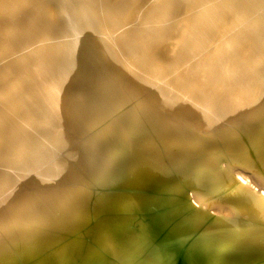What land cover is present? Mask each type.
<instances>
[{"label": "bare ground", "instance_id": "bare-ground-1", "mask_svg": "<svg viewBox=\"0 0 264 264\" xmlns=\"http://www.w3.org/2000/svg\"><path fill=\"white\" fill-rule=\"evenodd\" d=\"M1 1L15 2L17 5L28 0ZM45 1H54L58 9L67 1L70 12H65V20L78 21L110 38L112 47L136 78L130 79L132 84L150 91L156 102L162 104L161 99L172 102L173 107L167 109L178 118L176 126L180 124V129L176 128L174 120L171 127L167 121V125L163 124L165 121L162 123L163 126L159 121L166 113L153 108L155 114L161 113L160 117L157 114L161 120L151 119L160 123V126L157 124L159 131L155 130L156 122H147L154 125L153 130L160 136L161 132L164 134V127L169 126L171 129L168 130L174 132H169L170 136L167 134L171 140L164 135V139H169L167 142L162 141V134L158 137L162 140L157 143L153 138L155 136H152L155 143L143 144L145 141H140L139 137L145 135L140 131L141 123H138L143 118L140 117V109L130 108L129 113L123 111V104L130 97L127 93L124 94L128 95L125 100L122 99L123 108L120 107L122 100L116 105L112 103L115 107L109 113L113 115L111 112H115L117 106L121 108V113L116 111L122 117L119 122L121 126L107 120L111 117L107 114L112 107L109 104L107 112L104 111L107 114L105 120L98 122L102 111L97 109L98 117L97 112H93L95 106H92L94 109L86 108L90 100H86L78 91L81 80L76 85L69 83L65 76L60 78L43 67L47 57V60L45 56L44 59H37L33 68L37 78L45 83L41 94H47L43 96L45 100L48 102L49 99L59 109L63 108L64 115L74 122L82 118L85 124L81 128L86 130V137H92V143L82 144L64 132L60 133L57 139L65 142L70 152L83 150L86 156L83 160L76 158L72 163L68 161V154L67 160L65 158V161L51 165L54 160L50 164L51 168L47 171L51 172L52 177L64 178L66 182L48 183L38 176L35 181L31 171L34 172L36 164H39L36 163L39 155L34 147L39 132L35 137L31 131L32 134H28L31 138L25 139L19 135L22 132L19 127L26 121L23 120L26 111L22 117L20 113L15 116L17 122L14 128L20 132L13 129L18 134L10 133L8 127L13 124H9L12 116L9 109L15 111L14 95L19 91L17 87L8 89V92H12L11 100L6 109L0 105L1 112L6 110L9 113L5 123L0 120V264H264V0H150L140 19L135 21L131 20L130 13L138 0ZM26 15L30 17L28 20L24 19ZM34 15V11L22 12L16 8L7 18L0 15V32L6 39L16 33H33L35 37L43 30L41 26L46 20L42 18L39 25L34 21ZM14 21H18V25L13 24ZM61 29L60 37L65 34ZM168 49L174 62L169 63L164 57ZM98 58L101 63H107L114 73L109 59L100 55ZM165 79L176 90L166 87L163 84ZM109 86L111 88L112 84ZM3 87L0 83V90ZM26 91L30 92L29 85ZM128 91L135 93L132 87H128ZM30 94L22 92L19 98L23 99V104L30 100L31 104H42L37 94L34 96L33 93L34 97ZM110 96L107 94V97ZM113 97L98 104L101 106L102 102H110ZM138 101L141 103V99ZM105 104L102 106L105 107ZM158 104L153 107L158 108ZM144 105L148 107L146 101L141 106ZM197 105L204 111L205 117L215 119L212 136H205L193 129L199 113ZM46 111L44 108L42 116L46 115ZM145 113L150 117L152 112L148 114L147 109L143 110L142 114L147 118ZM33 119L28 129H34L36 123L39 125L36 120L33 125ZM112 124H115L114 129L119 131L120 137L117 135L116 138L114 129L115 133L107 131ZM44 125L40 124L45 128ZM98 125L101 131L96 130L99 129ZM161 125L163 131L160 132ZM26 128L23 133L27 135ZM236 130L241 131L243 137L240 140L232 134ZM107 137L113 142L108 152L104 148L107 153H100L102 157H99L97 169L105 171L110 168L114 174L117 173L116 177L121 182L119 185L116 183L119 187L115 189L108 188V184L100 180L93 182L80 169L83 164L94 161L95 154L100 151L97 144L100 145V140L106 141ZM11 138L15 141H11ZM51 141L47 144L60 146V142ZM40 142L39 147L46 144ZM122 145H130L138 150L137 153L141 152L139 159L145 162L141 164L142 171L145 169L146 173L143 171L142 174L140 167V170H136L138 175L130 173L135 163L131 166L127 157L125 160L128 164L121 160L117 168V162L111 168L115 159L113 156L116 157L114 154L120 152L117 149ZM47 147L42 150H47ZM175 150L177 153L173 154L179 155L180 159L183 157V164L179 170L172 171L177 164L172 160L170 162L164 153ZM173 161L179 163L177 159ZM90 169L94 171L96 167ZM15 183L19 184L14 187L19 190L18 194L7 192ZM87 189L92 193L89 199L86 198Z\"/></svg>", "mask_w": 264, "mask_h": 264}, {"label": "rangeland", "instance_id": "rangeland-1", "mask_svg": "<svg viewBox=\"0 0 264 264\" xmlns=\"http://www.w3.org/2000/svg\"><path fill=\"white\" fill-rule=\"evenodd\" d=\"M149 3H150V0H138V1H135V7H134V9H132V11L130 13L131 20L135 21V20L140 19L141 15L143 13V10L146 8V6ZM62 4H63L62 5L63 7H60V9H58L54 5V1L28 0V1H24L23 3H20V4L16 5L15 2L1 1L0 0V15L3 16L4 18H7L8 15H10V13L16 8L17 10L22 11V12L34 11L35 12V15L33 16V18L35 19L34 21H36L39 25L41 24V21H43L42 18L44 20H46V23H44L41 26V27H43V30H40V32L36 33L37 35L35 37L33 36V33H16V34L10 36L9 39H6L7 37L5 35H3L2 32H0V83L2 85H4L3 90H0V105H1L2 108L5 106L4 109L7 108L6 107L7 103L9 102V100H11L10 99V93H12L10 91L8 92V89L13 88V87H17L16 89H18L17 91H19V93L14 95V103H15L14 104V108H15V111H17V112H15L14 110L9 109V112H12L11 113L12 116H11V120H10L9 124L10 123L13 124V125L8 127V129L10 130V133H13L12 135H15L14 133L20 132L19 129L14 128L15 124L17 122V118L15 117L17 113L22 114L21 115V117H22V116H24L25 112L27 111L25 116L23 117V120L27 121V119H29L30 121H28V122H30V123H28L26 121L22 122L23 121L22 120L21 122L25 125V127H24L23 124L21 126L24 127V129L26 127H27L26 129H28V125H31V118L33 119V117H34V119H33L34 121L32 123L33 125H35L34 122H36V121H39L38 122L39 125L36 123V125H38L37 127H39L40 124L42 126L45 124L44 125L45 128L42 127V126L39 127V130H41V131H42V129H45V130H43L44 132L39 131L37 129L36 125L34 126V129L36 130L35 131L33 129V127H32L33 125H32V126H30V127H32V129L29 128L27 130L28 133L25 130L27 135L25 133H23L24 129L21 128V126H20L19 128H20V130L22 129L21 130L22 132H20L19 135L23 139H25V137L31 138V136L28 135L29 133L32 134V132H33V136H35V134L38 135L36 132L37 131L39 132L38 137L40 139L39 138H38L39 140L37 138L35 139L36 142L38 141L37 142L38 146L36 145V143H34V147L36 146L37 150H38V148L40 149L38 151L36 150V153H38V155H39V156H37L38 158L36 157V161H37L36 163H39V164L38 165L36 164V167L34 166L37 169L35 170V168H34L33 169L34 172L31 171V177L33 175H35L34 177L36 179L34 177H32V178H34L35 181L38 180V178H39L40 180H43V181L48 182V183L52 182V181H55L56 183L66 182V179H64V178H62V180L60 178L59 179L55 178L56 176L54 175L55 174L54 172H52V174L54 173L53 174L54 176L52 177V175L50 174L51 172L50 173L48 172L50 170V168H51L50 167L51 165H55V164L59 163L58 161H65L66 155L68 156V154H69V156L67 157L68 161H70L72 163L75 162L74 160H77V159H80V158L83 160V157L86 156V155H84V153H82L83 150H81V152L71 150L73 152V154H71L72 152H70V148L67 147V144L65 142L63 143V141L61 142V140L59 141L57 139L58 135H61L64 132L66 135L72 137L77 142H80L82 144H87L89 142L87 145L92 143V141L90 140V138L92 139V137L91 136L86 137L87 135L84 134V131H86V130H82V128H81L85 124V123H82L83 122L82 118H78L79 120L76 119V122H74L72 119H70L66 115H64L63 108L59 109L57 107V104L50 103L49 99H48V102L45 100V98L43 96H47V94L46 95L41 94L42 92H44L43 91V87H44L45 83L39 77L37 78L36 72H35V70L33 68V64L37 62V59H44V56H45V58L47 57L48 60L46 58L47 62H45L43 64V67L48 69V70H50V71H52L53 73L55 72L60 78H63L65 76L69 83H73L74 85H76L78 83V81L81 80V81H79V82H81V85L78 87V91L84 95L86 100H88V99L90 100V102L86 105V108L88 109V108H90L92 106L93 107L95 106L94 108L96 110L92 107L94 109V111H93L94 113L97 112V109L98 110L100 109L99 111H102V112H100L101 115L98 113L99 111L96 113V115H98V117L100 115V118L97 119L98 122L102 121V119L104 121L105 120V115L110 113L112 108L115 107L114 105L119 104L118 101H121L122 99L126 98L130 94V97H133L135 99V102H134V100L132 98L130 99V97L128 96L127 98H129V99H126V100H128L129 105L132 102L131 107L126 104L127 101L125 99L124 100H125L126 103L124 102V100H122L120 102V104H121L120 107L123 108V106H124L123 111L124 112L126 111V113H129L131 111L130 108H132V110L136 109V108L138 110L140 109V111H139L140 112V117H143L142 120L146 119L145 121L144 120L143 121L142 120H138V123L139 124L141 123L140 124V126H141L140 131L141 132L143 131L142 133L145 134V135H141V136L139 135V137L141 139L140 141H142V139H143L142 142L145 141V143H143V144H146L148 142L152 143L153 141L155 143V140H156V143H157L159 140H162V138L164 139L167 136V134L169 132H171V131L168 130V129H171L170 128L171 125H172L171 122L174 120L173 123L175 124V126H176V122L179 123L178 118L175 117L172 114V112L169 111V109H167V107H173V103L172 102H170V101H168L166 99H161L162 104L160 102H156V98L154 97V94H152L150 91H146L143 88V86H141V85L140 86H138V85L134 86L132 84L133 82L130 79L135 78V77L132 75V73L129 71L127 66L124 64V61L121 58L120 54L113 48L114 46L112 45V41L110 40V38H108L105 35H102L101 32L93 30V29H91L88 26L86 27L85 25H81L80 22H78V21L77 22H68L67 20H65L64 19V15H65V12L69 11V5H68L67 1H64V3H62ZM45 9L47 10L46 12H45ZM25 14L26 13H24L22 15H25ZM48 17H49V19L47 20ZM29 18L30 17L28 15H26L24 19L28 20ZM14 22L15 23H13V24H15V25H18V23H19L18 21H14ZM46 25H47V28L44 29V27H46ZM60 28H63V29H61L62 32H65V34L62 37H60L58 35L60 33V30H59ZM109 41H110L111 44L109 43ZM170 49H168L166 51L165 55H164V57L167 59V62L169 60V63L171 61L174 62L173 61L174 57H173ZM99 55L101 57H104L105 59H109L108 61L110 62L112 67H114V73L110 70V68L108 67L107 63L104 64V63L100 62V59L98 58ZM98 71H100V74H102L101 76L98 73ZM104 73L106 75H103ZM97 74H99V75H97ZM107 74H109V75H107ZM16 75H18V76H16ZM102 77H103V80H102ZM105 78H107V79H105ZM108 83L110 85L112 84L111 88L113 87V89H115V90L111 89ZM107 84H108V88L106 87ZM163 84L166 85V87H168L172 91L176 90V88L174 86L168 84L166 79L163 80ZM28 85L30 86V92L26 91V86H28ZM105 87L107 88V91H106ZM128 87L134 88L135 89V93L134 94H132L131 92L129 93ZM103 90H104V92H103ZM112 90L116 91L119 95L117 96V94L115 92H113ZM117 90H119V92ZM122 91H123V93H122ZM22 92L32 93V94L34 93L33 94L34 96L37 94L40 97V100H42V104H36V103L35 104H31L30 102H32V100H30V102L25 100L26 103L24 102V104H23V99L19 98L21 96ZM126 93L128 95L125 96L124 94H126ZM32 94H30L31 97H34ZM107 94L108 95L110 94L111 95L110 97H113L114 94H116L115 97L117 96L118 98L117 97H116L117 99L115 97L111 98V100L113 99L112 102L110 100L111 104H110L109 101H106L105 102L106 104L104 102H102L103 103L102 105L105 104L107 106V107L105 106L106 107L105 108L102 105L100 106L99 104H101L100 102L103 101V100H106V99L109 100L110 99V97H107ZM131 94H132V96H131ZM103 95H104V97H103ZM121 95L124 96V97H122ZM135 96H136V98H135ZM150 97H151L152 100H154L153 101L154 103L151 102L152 104L150 103V101H152V100H150ZM114 99H116L115 102H114ZM136 99L137 100L141 99V103H140V101L137 102ZM142 99H143L144 103H142ZM129 100L131 102H129ZM145 101H146V106H147V103H148V107H146V108H145V105L141 106L142 104H145ZM98 102H99V104H98ZM107 102H109V103H107ZM116 102H118V103H116ZM123 102H124V104H123ZM3 103H5V104H3ZM112 103L114 104L113 106H112ZM156 103L157 104L159 103L158 104L159 105L158 108L157 107H153V105L155 106ZM29 104H31V105H29ZM45 104H47L48 106H46ZM96 104H98L100 107H98V105H96ZM108 104L110 106H112V107H110ZM122 104H123V106H122ZM134 104L136 106L137 105L138 106L136 107ZM21 105H23V107ZM32 105H34L35 107L34 106L31 107ZM128 106H129V108H128ZM27 107H29V108H31L33 110H31V109L25 110ZM109 107H110V110H108V113L105 114L104 111H106V109H109ZM118 107L119 106H117L115 108L116 109L115 112L114 111L111 112V113H113V115H111V114L108 115V116L111 115V117H110V119L107 118V120L109 122H112V123L116 122L115 124H117L118 126L119 125L121 126V124H119V122L122 121V117L120 118V116H118V115L121 113L122 110H120L121 108H118ZM196 107H199V105H197ZM44 108H46L47 111H46V115L42 116L41 113L43 112ZM102 108H104L105 110L104 109L102 110ZM153 108L155 110H157V109L161 110L162 109L163 110V111L161 110L162 114L166 113V115L163 114V116H165V117L161 116L162 117V121H159V120H161V118L159 119L161 113H156L155 114V112H153V111H155ZM19 109H22L23 112L20 111ZM145 109H147L148 114H150L151 112L153 114L151 113V116L149 117V115L147 116V114L145 113L146 116H147V118H146L144 116V114H142L143 110H145ZM196 109H197V111L199 113L196 115V118L194 120L196 127H194L193 129H196L197 132H200L201 134H203L205 136H212V124L214 123L215 119L214 118L205 117L203 115L204 111L200 107L196 108ZM117 110H119L120 113H119V111L116 112ZM149 110H150V112H149ZM160 110L158 112H160ZM32 111H35L36 114H34ZM28 113H30V114L33 113V114H31V116L29 114V116L31 118H29V116H28L27 119H25L26 115H28ZM103 113H104V118L101 117V116H103ZM116 113H119V114H116ZM8 114L9 113L6 112V110H5V112H1L0 111V120L5 123L6 120H7L6 115H8ZM115 114H116L117 117L115 116V118H112ZM157 114H159V117H158ZM33 115H36L38 117L36 118V116H33ZM127 115H129V114H127ZM206 116H208V115H206ZM39 117L40 118L43 117L42 120H38ZM140 117H139V119H141ZM148 117H149V121H147ZM153 118L155 120H158L159 122H161V124L165 121V123H163V124L164 125L168 124L170 126V127L169 126H167V127L165 126L164 127V134H163L161 131H163V126L164 125L163 124H162L163 126L161 125L162 129L160 127V132H161L160 136H162V134H163L161 139L158 138V137H160L159 136L160 133L158 134V132H157V131H159L157 129H159L160 123H157V121H155V120H151ZM163 118L164 119L167 118V119L164 120ZM80 119H81V121H80ZM170 119H172V120L170 121ZM150 120L152 121V123L154 122L153 124H155V122H156V125L158 124L159 126L158 125L154 126V125L149 123L152 126L151 127L147 123V122H150ZM40 121L44 122V124L41 123ZM113 121H115V122H113ZM166 121L168 122L167 124H166ZM80 122H81V124H80ZM143 122H144V124H143ZM102 123L103 122H100L99 124H102ZM115 124H112V126L109 127L110 129L108 128L107 131H112V132L114 130L116 131V129H114V125ZM117 125H116V127H117ZM142 125H144V126H142ZM99 126L100 125H98V127ZM145 126H147V127H145ZM153 126L156 128L155 130H157V131L153 130L154 129ZM0 127H1V123H0ZM55 127H56L55 130H58V129L59 130L55 131L54 130ZM80 128H81V131H80ZM166 128H167L168 131H166ZM176 128L180 129V124H178V126H176ZM197 128H198V130H197ZM13 129H15L16 132L12 131ZM49 129H52V130H49ZM100 129H101V127H99V129H96V130L101 131ZM146 129H147V131H145ZM151 129L153 131H151ZM172 129L175 130L173 127H172ZM178 129H176V130H178ZM117 130H118V127H117ZM45 131L47 133L50 131L49 132L50 134H47V135H49L48 137H47V135L46 136L44 135V134H46ZM115 131H114V133H115ZM40 132H41V134H40ZM55 132H56V135H55ZM57 132H58V134H57ZM118 132L116 131V133H115L116 138H117V135H119L118 137H120V135H121ZM150 132L151 133L153 132V133L151 134ZM173 132H171V133H173ZM42 133H43L44 136L42 135ZM16 134H18V133H16ZM24 134L26 136H23ZM104 134H105V132H104ZM104 134H103V138H104ZM170 134H168V136H170ZM232 134L237 135L239 140H240L241 137H243L242 134H241V131H239V130H236L235 132L232 131ZM125 135H126V133L124 134V136ZM164 135H166V136L164 137ZM152 136H155V137H153L155 140H153ZM168 136L166 138L170 139L171 137H168ZM12 137H14V136H12ZM35 137H37V136H35ZM141 137H143V138H141ZM14 138H11L10 140L11 141L12 140L15 141ZM42 138L43 139L48 138V139H45V140H47V141H45ZM87 138H89L90 141L87 140ZM110 139H111L110 137H107L106 141H101L100 140V142H101V143L99 142L100 145L97 144L98 145L97 148L99 149V147H100V149H99L100 151H97L98 156H97V153H96L94 158H93L94 161L88 162V164H83V166H81L80 169L82 170V172L85 173V175L90 177L91 180H94L93 182H95L96 180H100V181L104 182L105 184H108V188L115 189V188L119 187L118 185L121 182V180L118 177H116L117 173L114 174V171L111 170L110 168H108L105 171L101 170L100 168L97 169V163L100 162V158L99 157H102V155H104L103 154L104 152L107 153L109 151L110 145L113 142V140H110ZM122 139H123V137H122ZM169 139H164L162 141L167 142V141H169ZM180 139H179V143H180V141H182V138H180ZM51 140H53V142H57V143L60 142L61 144L59 143V145L61 147L60 146H50V144H47V142H49V141H50L49 143H51L52 142ZM70 141H71V143H73L72 140H70ZM108 141H110V142H108ZM39 142H40V144L42 142H44L46 144L42 143L43 146L40 145V147H39V144H38ZM46 145H48V147L50 149H48V147ZM106 145H107L108 149H107ZM41 146H42V149H43V147H47V150L43 151L41 149ZM55 147L57 148V150H56ZM59 147H60V150L58 149ZM178 147L179 146H177L176 148H178ZM104 148H105V150H107V152L104 150ZM123 148H125V149L123 150ZM84 149H87V147L84 146ZM52 150H54L55 152L52 151ZM125 150H127V151H125ZM129 150H130V152H129ZM136 150L131 148L130 145H125V146L122 145V147L121 146L118 147L117 152L118 151H120V152H118V154L117 153L114 154V155H116V157L113 156V158H115V159H114L113 162L111 161L113 163L112 164L113 166L111 165L112 166L111 168L114 167L116 162H117V164L115 165L116 168H117V165L120 164L121 162H124V164H128L129 163L131 166L133 165V163H135L132 166V168L133 167L134 168L133 169L131 168L132 170L130 169L131 170L130 173L133 172L134 174L136 173V175H138L137 171L140 170V168H141V172H142V174H144L143 171H145V169L142 171V164H141L143 161H140V160H142V158L139 159L141 152L137 153L138 150L137 151ZM68 151L70 153H68ZM123 151L125 152L124 154L122 153ZM41 152H43V153H41ZM45 152H47L48 155H47V153L45 154ZM78 152L80 154H78ZM127 152H129V154H127ZM173 153H177V150H175V152L167 151L164 154H165V156H168L167 158L170 160V162L172 160V163H175V165L177 164L176 166H174V168H173L174 170H172V171H175V170L177 171V170H179L182 167L183 163H182L181 160H182L183 157H181V159H180L179 155L175 156V154H173ZM51 154H52V156H51ZM62 154H64L63 155V159H62ZM120 154L123 157L124 156L125 157L122 159V156ZM128 155L130 156V158H132V161H131V159L129 158ZM120 156H121V158H120ZM137 156H138V159H137ZM174 156H175V158H174ZM47 157L48 158L52 157L53 159L52 158L48 159ZM126 157H127V159L130 160L131 163L129 161H128V163L126 162L127 161V160H125ZM42 158H45V160L42 159ZM67 158H66V160H67ZM116 158L118 159V161H117ZM102 159L103 158H101V160ZM174 159H177V161L180 159L178 161L179 163L173 161ZM54 160H56V161H54ZM53 161H54V164H51ZM48 163H49V168H48ZM143 164H145V162H143ZM180 164H181V166H178ZM43 166H44V168H43ZM93 166L96 167V169L94 171H92L90 169V167H93ZM145 168H146V166H145ZM4 170L5 169H3V171ZM43 170H44V172H43ZM3 171H2V173H3ZM37 171L39 173H37ZM146 172L147 171H145V173ZM41 173H42V175H41ZM45 173L47 174L46 176H45ZM48 174H50V175H48ZM36 176H38V178ZM170 181L172 183V180H170ZM174 181L175 180H173V182ZM174 184H175V182H174ZM18 186H19V184L15 183L14 185H12L10 188L7 189V192L10 191L13 194H16L17 192H19V190L14 189V187H18ZM85 192H86V198L89 199L92 193L88 189L85 190ZM208 202H210V201L208 200ZM212 204H215V203H212Z\"/></svg>", "mask_w": 264, "mask_h": 264}]
</instances>
